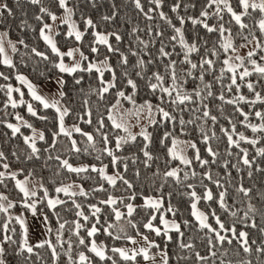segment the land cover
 I'll return each instance as SVG.
<instances>
[{
	"label": "snow or ice",
	"instance_id": "6c2138e0",
	"mask_svg": "<svg viewBox=\"0 0 264 264\" xmlns=\"http://www.w3.org/2000/svg\"><path fill=\"white\" fill-rule=\"evenodd\" d=\"M82 3L98 8L27 0L40 50L10 36L24 0H0V125L20 141L0 148V264H264V0ZM18 45L55 70L53 93Z\"/></svg>",
	"mask_w": 264,
	"mask_h": 264
},
{
	"label": "trees",
	"instance_id": "16d2710c",
	"mask_svg": "<svg viewBox=\"0 0 264 264\" xmlns=\"http://www.w3.org/2000/svg\"><path fill=\"white\" fill-rule=\"evenodd\" d=\"M11 2L14 3V0H11ZM24 3L26 5L25 9L24 10H17L16 16L10 18V25H11L10 36L14 41L18 37H23V38H25L26 42L29 43L30 47L35 46L40 50H46L47 46L38 37V34L35 31H32V30L27 29V28L19 27L21 20L27 21V23L32 25L33 28L36 27V22L33 20V13H34L35 9L30 7V6H27V0H24ZM81 7L85 11H87L90 14L95 16V15H98L99 12H102L107 8V0H98V8L97 9H90L86 3H82ZM24 12H26L27 15H25ZM225 18L227 19V17H225ZM201 34L203 35L202 31H201ZM58 40L61 43H63V40L61 37H58ZM18 48L20 49V51L18 53L14 54V60L16 61L17 67L19 68V70L24 72L26 75H28L30 79H32L34 82L40 83V82H43V81L50 79V77L51 78L55 77V70L52 69L51 65L48 62L43 61L41 58L36 57L34 54H31L30 49H24L23 46H20V45H18ZM22 59L24 60V63H21ZM0 70H4L3 66H0ZM8 82L13 83L15 86H19V82L15 81L14 77L12 80H10ZM3 83H5V81L2 78H0V84H3ZM23 87H24V90L26 93V98H28L27 90H26L25 86H23ZM3 99H4L3 91H0V101H2ZM78 103H79V101L77 100V105H78ZM17 110L21 111L22 114H24L23 108H18ZM12 111L13 110L9 106L8 112L11 113ZM47 111H48V114L51 115L53 110H47ZM229 111H230V109H229ZM0 118H3L2 105H0ZM9 119H12V117L9 116ZM32 121L38 127L41 126V123L39 121L35 120V118H32ZM68 122L69 123L72 122L71 118L68 119ZM82 126L87 127L86 125H82ZM5 131H7L5 126L0 125V148H3L6 151H8V150L12 149L13 144L20 143V141L8 140V137L4 135ZM150 131H153V135L155 138V136L158 134L157 130L150 129ZM5 141H7V143ZM61 143H66V141L62 140ZM10 159H11V157H10ZM83 159L90 161L93 159V157L92 156H84ZM72 162H74V163L77 162L76 157H74V156L72 157ZM105 162H107V161H105ZM55 163H56L55 161L50 162V164L52 165V168H49L48 170H46V172H45L46 179H47V176L51 175V173L54 171ZM161 165H162V161H161ZM57 179L66 183V182H69L73 179H76V177L72 173H65L63 176L57 177ZM9 191H11V186H9ZM11 195L15 196L16 193L12 192ZM174 199L180 200V199H182V197L178 193H174ZM20 209H22V207L17 208V210H20ZM185 216H186V218H190V217H187V212H185ZM128 230L130 231V229H128ZM144 231H147V230H144ZM99 239H105V237L103 235H100ZM106 242L111 244L113 241L106 240ZM116 243L117 244H125L126 242L121 240V241H116ZM44 255H45V258H47V253H45ZM13 264H15V261H13ZM37 264H40V262L38 261ZM61 264H62V261H61Z\"/></svg>",
	"mask_w": 264,
	"mask_h": 264
},
{
	"label": "rangeland",
	"instance_id": "374dc122",
	"mask_svg": "<svg viewBox=\"0 0 264 264\" xmlns=\"http://www.w3.org/2000/svg\"><path fill=\"white\" fill-rule=\"evenodd\" d=\"M9 54L13 55V58H14V54H12L10 52V50H9ZM34 83H36L39 86L40 91L45 95H49L50 93H53L55 91V77L48 79L46 81L40 82V83H37V82H34ZM25 88H26V86H25ZM129 120H130V123L133 125L132 130L134 132L139 131V126L136 125L135 118L129 117ZM141 122H143V121H141ZM17 211L21 212L28 219V223L30 226L29 235H30L31 242L35 243V241L38 238H42V225L40 224L39 219L36 217H33L30 213L24 212L23 209H20Z\"/></svg>",
	"mask_w": 264,
	"mask_h": 264
}]
</instances>
